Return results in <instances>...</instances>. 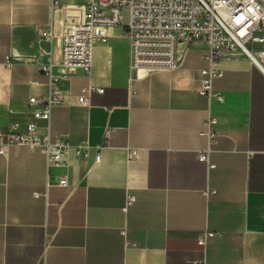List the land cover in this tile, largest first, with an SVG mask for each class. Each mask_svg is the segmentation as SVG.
Segmentation results:
<instances>
[{"label":"crops","instance_id":"obj_1","mask_svg":"<svg viewBox=\"0 0 264 264\" xmlns=\"http://www.w3.org/2000/svg\"><path fill=\"white\" fill-rule=\"evenodd\" d=\"M57 25L52 0H0V132L25 131L28 97L46 94L39 49L59 59ZM178 50L176 69L136 76L122 25L111 28L51 108L50 138L71 144L66 164L22 144L0 153V264H264V73L244 53L222 55L215 93L203 95L207 45ZM87 87L102 90L79 102ZM208 128L211 167L197 155ZM79 141L88 156L76 155ZM206 230L219 234L203 246Z\"/></svg>","mask_w":264,"mask_h":264},{"label":"built area","instance_id":"obj_2","mask_svg":"<svg viewBox=\"0 0 264 264\" xmlns=\"http://www.w3.org/2000/svg\"><path fill=\"white\" fill-rule=\"evenodd\" d=\"M52 2L57 11L59 59L54 61L52 49H39V53L47 57L40 62V70L47 76V92L28 97V104L36 106L30 110L25 131H15L16 123H12L5 133L0 132L1 154H6L9 144H22L39 148L50 164H66L71 144L61 137L50 138L51 108L64 101L62 81L68 80L77 68L90 71L93 45L108 37L115 26L122 25L129 40V66L136 76L176 69L180 63L179 46H189L194 41H203L208 47L204 56L208 65L199 70L198 91L203 95L215 93L212 79L222 71L213 63L222 55L244 53L264 73V0H82L61 5H57L56 0ZM124 7L128 8L126 24L123 23ZM48 36H54L51 26ZM92 89L102 90V87L85 88L77 100L87 101ZM37 119L47 123L41 133L37 132ZM213 121L214 118L209 120ZM206 133L207 145L197 155L211 167L214 163L210 160V151L215 132L208 128ZM73 146L76 155H89L86 142L79 141ZM128 156L135 159L137 149L130 147ZM99 158L97 150L94 159ZM58 184L66 186L67 177H59ZM133 199L134 196L127 193L125 205ZM217 234L218 231L206 230L198 236L197 243L205 246L208 238ZM196 264H204V261Z\"/></svg>","mask_w":264,"mask_h":264},{"label":"rangeland","instance_id":"obj_3","mask_svg":"<svg viewBox=\"0 0 264 264\" xmlns=\"http://www.w3.org/2000/svg\"><path fill=\"white\" fill-rule=\"evenodd\" d=\"M122 11H123V15H124V17H123V23L126 24L127 21H128V8L127 7H124Z\"/></svg>","mask_w":264,"mask_h":264}]
</instances>
